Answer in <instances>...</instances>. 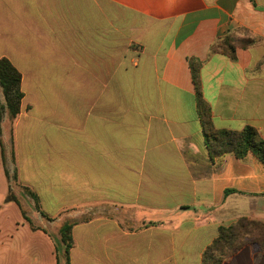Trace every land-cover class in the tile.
Here are the masks:
<instances>
[{
  "label": "crops",
  "instance_id": "crops-1",
  "mask_svg": "<svg viewBox=\"0 0 264 264\" xmlns=\"http://www.w3.org/2000/svg\"><path fill=\"white\" fill-rule=\"evenodd\" d=\"M226 37L255 44L231 59L212 50ZM1 58L22 74L19 180L51 223L76 222L70 264H201L220 227L264 222V163L210 159L191 69L215 129L264 141V0H0ZM0 174L7 197L1 150ZM0 209V264H57L15 203Z\"/></svg>",
  "mask_w": 264,
  "mask_h": 264
},
{
  "label": "trees",
  "instance_id": "trees-1",
  "mask_svg": "<svg viewBox=\"0 0 264 264\" xmlns=\"http://www.w3.org/2000/svg\"><path fill=\"white\" fill-rule=\"evenodd\" d=\"M255 44L250 37L233 41L226 37L215 43L212 50L224 54L231 59L236 58L238 47L248 48ZM193 80L196 86L197 109L201 126L204 129L206 146L212 161L227 154H234L244 159L253 153L264 163V141L252 127H246L240 132L217 130L213 124L212 111L203 98L200 84V64L191 63ZM24 92L22 89V74L7 58L0 59V150L3 169L8 180L9 192L6 203H15L21 210L23 217L30 224L33 231H42L48 235L56 250L57 264H70V252L74 248L73 228L76 222L65 221L56 237L52 232L35 225L27 216L24 205L28 209L36 210L49 222L55 219L48 217L40 207L38 195L19 180L16 162L14 125L21 114ZM22 192L25 203L17 196L16 190ZM232 191H227L226 194ZM246 246H254L264 255V222L241 218L230 226L219 228L218 235L202 255L201 264H224L239 250Z\"/></svg>",
  "mask_w": 264,
  "mask_h": 264
},
{
  "label": "rangeland",
  "instance_id": "rangeland-1",
  "mask_svg": "<svg viewBox=\"0 0 264 264\" xmlns=\"http://www.w3.org/2000/svg\"><path fill=\"white\" fill-rule=\"evenodd\" d=\"M25 88H26L27 91L30 92L29 95H28V99L26 100V102H29L30 101V97H31V83H25ZM37 132H38V130L36 131L35 138H39L40 137V132L38 134H37ZM0 175H1L0 176V187L5 189L6 180H5L4 174L3 175L0 174ZM3 189H2V192L0 193V206H4L5 205L6 195H5V192H3ZM16 194L24 203L26 202L22 198L21 190L17 189L16 190ZM24 208L26 210L25 212L27 213L28 218L35 225H39V227L47 230L48 232H55L56 233L57 230H59L57 228H60V227H58V226L54 225L53 223L49 222L46 218L42 217L40 215V213L37 212L36 210L28 209L27 206H25V205H24ZM0 212H1V209H0ZM69 212H71V211H69ZM54 237H56V234H54Z\"/></svg>",
  "mask_w": 264,
  "mask_h": 264
}]
</instances>
